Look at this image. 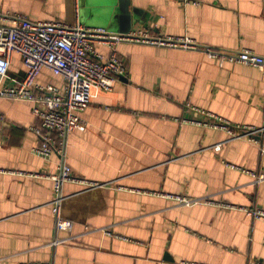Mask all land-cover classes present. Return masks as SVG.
Segmentation results:
<instances>
[{
    "label": "crops",
    "instance_id": "crops-1",
    "mask_svg": "<svg viewBox=\"0 0 264 264\" xmlns=\"http://www.w3.org/2000/svg\"><path fill=\"white\" fill-rule=\"evenodd\" d=\"M194 1L0 0V26L21 15L112 34L140 28L199 48L118 45L127 72L79 114L85 129L67 135L63 157L34 152L32 103L0 98V264H264V220L244 210H264V138L233 139L211 126L217 117L264 129V71L204 52L264 57V0ZM95 48L110 57L108 47ZM26 72L14 55L5 85ZM37 82L64 88L47 69ZM60 164L103 185H64L68 231L53 212L50 177Z\"/></svg>",
    "mask_w": 264,
    "mask_h": 264
},
{
    "label": "built area",
    "instance_id": "built-area-1",
    "mask_svg": "<svg viewBox=\"0 0 264 264\" xmlns=\"http://www.w3.org/2000/svg\"><path fill=\"white\" fill-rule=\"evenodd\" d=\"M177 1L182 5L197 4L194 0ZM7 21V25L0 26V98L33 104V114L40 124L30 128L40 139V145L34 152L44 159L53 155L65 156L67 135L85 129V123L79 114L89 107L97 92H111L116 79L126 74V64L117 53L118 45L139 43L173 49H199L189 39L156 38L140 28L127 34H112L104 29L84 27L79 22L69 24L59 21H31L21 15H15ZM99 44L111 51L108 59L96 50L95 47ZM204 52L221 64H243L264 71V57L252 51L205 49ZM14 55L21 56L27 72L21 81L13 80V86H7L5 83L11 80L9 71ZM45 69L63 79L62 91L51 85L38 84L37 79ZM212 118L211 126L225 131L233 139H248L260 143L264 138V129L247 126L236 129L223 119ZM3 122L4 116L0 113V147L3 144ZM50 180L54 184L56 197L53 212L57 227L60 231H68L73 223L62 212L64 185L74 183L91 188H102L103 185L75 178L66 164H60L58 172ZM258 181H264V176L258 177ZM177 200L183 204L196 202L194 199L181 197ZM244 210L252 219L264 220V210L256 207Z\"/></svg>",
    "mask_w": 264,
    "mask_h": 264
},
{
    "label": "rangeland",
    "instance_id": "rangeland-1",
    "mask_svg": "<svg viewBox=\"0 0 264 264\" xmlns=\"http://www.w3.org/2000/svg\"><path fill=\"white\" fill-rule=\"evenodd\" d=\"M248 127V126H247Z\"/></svg>",
    "mask_w": 264,
    "mask_h": 264
}]
</instances>
